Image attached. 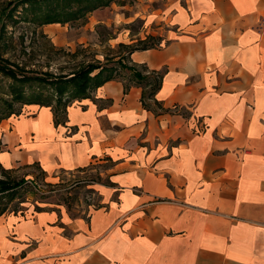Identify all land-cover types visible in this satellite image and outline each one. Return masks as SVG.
I'll return each mask as SVG.
<instances>
[{
  "label": "crops",
  "instance_id": "crops-1",
  "mask_svg": "<svg viewBox=\"0 0 264 264\" xmlns=\"http://www.w3.org/2000/svg\"><path fill=\"white\" fill-rule=\"evenodd\" d=\"M149 2L133 15L163 18L164 44L127 61L162 73L159 108L116 79L58 124L35 104L0 122L5 170L55 182L111 163L80 213L0 216V264H264V0Z\"/></svg>",
  "mask_w": 264,
  "mask_h": 264
},
{
  "label": "rangeland",
  "instance_id": "rangeland-1",
  "mask_svg": "<svg viewBox=\"0 0 264 264\" xmlns=\"http://www.w3.org/2000/svg\"><path fill=\"white\" fill-rule=\"evenodd\" d=\"M136 2L137 0H117L106 8L85 14L65 24L57 23L35 28L33 25L22 23L14 31L11 39L12 48L4 57L15 62L28 61L30 68L37 74L48 71L57 76L76 72L88 63H100L108 68L117 67L116 58L123 57L126 49L116 45V38L128 41L136 36L137 41H144L139 38L145 37L146 32L150 34L155 28L160 29L164 25L163 18L158 21L159 24L154 25L147 23V14L135 17L133 11L139 8ZM166 2L167 0H151L149 3L152 7L162 8ZM46 3L47 1H41L40 5ZM56 3H60V0ZM75 9H78V6L72 3L69 11ZM65 13L58 10L56 15L61 17ZM124 17L135 18L128 22L126 19L124 21ZM41 32L45 36H41ZM11 84L9 79L0 75V109L5 106L4 101L10 99ZM51 88L52 86L48 84L32 82L23 86V93L28 97L33 91L40 89L43 95H48L53 93ZM23 106L15 103L14 111L17 112ZM110 165V162H105L82 171L62 173L60 179L55 182L45 180V176L37 167L6 174L0 168V179L9 176L11 179L19 180L24 177L26 180H33L35 187L33 193L24 194L20 191L13 201L7 203L4 200L0 209L6 207L4 214H17L27 208L37 210V207L62 205L72 214L80 213L87 207V203L97 202L96 196H93L92 190L87 189V185L90 182H104L107 176L105 170Z\"/></svg>",
  "mask_w": 264,
  "mask_h": 264
},
{
  "label": "trees",
  "instance_id": "trees-1",
  "mask_svg": "<svg viewBox=\"0 0 264 264\" xmlns=\"http://www.w3.org/2000/svg\"><path fill=\"white\" fill-rule=\"evenodd\" d=\"M41 1H47L43 6ZM0 0V75L9 79L10 99L5 100V106L0 109V122L8 119L12 115H18L20 110L14 111V104L23 105L35 104L39 106H53L54 123L58 124L65 113L68 104L74 100L89 98L91 93L112 80L124 81V93L131 86L142 88L141 103L145 109H149L148 101L154 100L162 81V73L150 71L145 66L130 64L128 56L136 50H147L155 47V42L159 40L149 37L144 41H137L131 45L119 44V48H125L123 57L118 58L117 67H105L100 63H88L85 67L76 72L66 75H53L48 71L37 74L30 68L28 61L15 62L4 55L12 48V37L16 28L27 23L35 28H41L50 24H65L68 21L76 20L85 14L91 13L101 8L108 7L117 0ZM72 3L78 6L75 11H69ZM58 10H63L64 16L56 15ZM41 36L43 33H40ZM34 74V75H32ZM32 82L48 84L52 86L53 93L43 95L40 89L33 91L28 97L24 95L23 86ZM49 82V83H47ZM30 87V86H29ZM54 103V104H53ZM155 107L159 104L154 100ZM4 174L13 170H5L1 166ZM34 181L26 180L24 177L15 180L9 176L0 179V205L4 200L11 202L21 191L24 194L34 192ZM6 211V207L0 209V216Z\"/></svg>",
  "mask_w": 264,
  "mask_h": 264
},
{
  "label": "built area",
  "instance_id": "built-area-1",
  "mask_svg": "<svg viewBox=\"0 0 264 264\" xmlns=\"http://www.w3.org/2000/svg\"><path fill=\"white\" fill-rule=\"evenodd\" d=\"M144 36H145L144 40L148 39L149 37H155V36L148 34V32H146ZM155 38L159 39L155 42V47H160L164 44L163 40L160 37H155Z\"/></svg>",
  "mask_w": 264,
  "mask_h": 264
}]
</instances>
